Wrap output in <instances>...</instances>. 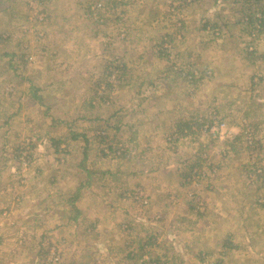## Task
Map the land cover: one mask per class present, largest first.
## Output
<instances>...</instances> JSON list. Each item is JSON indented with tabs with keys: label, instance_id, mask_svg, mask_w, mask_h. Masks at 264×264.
Returning a JSON list of instances; mask_svg holds the SVG:
<instances>
[{
	"label": "rangeland",
	"instance_id": "1",
	"mask_svg": "<svg viewBox=\"0 0 264 264\" xmlns=\"http://www.w3.org/2000/svg\"><path fill=\"white\" fill-rule=\"evenodd\" d=\"M252 3L0 0V264H264Z\"/></svg>",
	"mask_w": 264,
	"mask_h": 264
},
{
	"label": "trees",
	"instance_id": "2",
	"mask_svg": "<svg viewBox=\"0 0 264 264\" xmlns=\"http://www.w3.org/2000/svg\"><path fill=\"white\" fill-rule=\"evenodd\" d=\"M245 1H246V4L250 3L251 5H253L252 1L254 3H258L261 0H245ZM248 7H250V6H248ZM247 21L249 23V26H253V24L257 22L258 23L257 26L263 27L262 31L264 30V12L263 11L260 13V17H258V18L253 17V15H249V18ZM247 28H249V27H247ZM252 145H253V143H252ZM250 147H251L250 145H247V148H250ZM88 175H90V173H88Z\"/></svg>",
	"mask_w": 264,
	"mask_h": 264
}]
</instances>
